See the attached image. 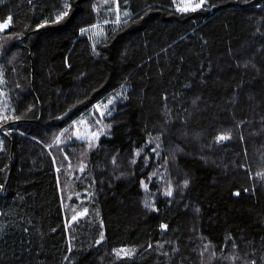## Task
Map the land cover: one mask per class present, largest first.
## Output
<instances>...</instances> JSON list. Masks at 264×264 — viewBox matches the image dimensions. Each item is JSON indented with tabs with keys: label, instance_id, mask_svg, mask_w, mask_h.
Wrapping results in <instances>:
<instances>
[{
	"label": "trees",
	"instance_id": "trees-1",
	"mask_svg": "<svg viewBox=\"0 0 264 264\" xmlns=\"http://www.w3.org/2000/svg\"><path fill=\"white\" fill-rule=\"evenodd\" d=\"M85 1L0 0V264H264V0H121L101 79L59 111L67 65L45 59ZM122 84L145 128L94 109L75 139Z\"/></svg>",
	"mask_w": 264,
	"mask_h": 264
},
{
	"label": "rangeland",
	"instance_id": "rangeland-1",
	"mask_svg": "<svg viewBox=\"0 0 264 264\" xmlns=\"http://www.w3.org/2000/svg\"><path fill=\"white\" fill-rule=\"evenodd\" d=\"M114 2V4L112 3ZM121 0H110L105 7L99 8L92 0L84 3L83 11L77 16L75 33L65 43L52 42L53 55L45 59L46 63L64 61L67 70L56 82L62 86L61 93L56 96L59 100L58 109L63 110L69 103L86 95L94 87L102 75L99 45L106 37L104 25L110 21H104L107 13L120 22L126 12H122L118 6ZM179 9H195L201 7V0H175ZM197 5H199L197 7ZM9 26V22L0 21V25ZM120 44L116 50V63L119 69V77L122 79L126 73L127 62L122 53ZM111 101V103H109ZM115 123V129L120 132L137 131L145 128L147 114L135 102L127 85H119L109 92L101 102L75 119L70 125L74 126V138L77 140L95 137L97 134L98 116Z\"/></svg>",
	"mask_w": 264,
	"mask_h": 264
},
{
	"label": "snow or ice",
	"instance_id": "snow-or-ice-1",
	"mask_svg": "<svg viewBox=\"0 0 264 264\" xmlns=\"http://www.w3.org/2000/svg\"><path fill=\"white\" fill-rule=\"evenodd\" d=\"M204 2V0H201V3H203ZM199 5H197V7H198ZM185 11H187L188 9H184ZM61 15H67V12H64V13H62ZM125 15H127V13H125ZM58 19H59V17H58ZM8 20L10 21L11 20V17H9L8 18ZM7 25L6 24H4V25H0V29H2V28H4V27H6ZM109 103H111V101H109ZM229 137H226V136H219L217 139L218 140H224V139H228ZM172 193L171 192H168V195H171ZM166 227V226H165ZM102 238V237H101Z\"/></svg>",
	"mask_w": 264,
	"mask_h": 264
}]
</instances>
